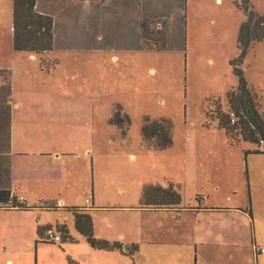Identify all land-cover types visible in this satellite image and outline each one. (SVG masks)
Masks as SVG:
<instances>
[{
	"label": "rangeland",
	"instance_id": "obj_1",
	"mask_svg": "<svg viewBox=\"0 0 264 264\" xmlns=\"http://www.w3.org/2000/svg\"><path fill=\"white\" fill-rule=\"evenodd\" d=\"M57 1L50 10L54 48L17 75L13 136L44 139L47 147L71 153L53 168L60 178L52 186L63 206L90 208L85 199L94 197V208L117 211H92L93 224L107 222L118 232L131 224H164L180 235L176 264H264V155L251 153L256 147L249 142L231 145L214 115L217 104L229 111L226 94L237 85L231 63L240 54L244 10L233 0H146L158 18L147 22L144 44L115 36L121 7L143 0H110L105 7ZM6 2L0 4V37L11 29ZM249 2L264 15V0ZM42 59L58 65L37 73ZM238 69L264 109V42L249 46ZM115 104L127 116L126 126L110 123ZM145 117L171 123V147H141ZM146 185L154 199L179 196L178 218L137 210ZM53 216L78 236L69 214ZM134 245L131 258L122 254L129 264H158L151 262L154 247ZM58 246L41 249L44 262L66 260Z\"/></svg>",
	"mask_w": 264,
	"mask_h": 264
},
{
	"label": "crops",
	"instance_id": "obj_2",
	"mask_svg": "<svg viewBox=\"0 0 264 264\" xmlns=\"http://www.w3.org/2000/svg\"><path fill=\"white\" fill-rule=\"evenodd\" d=\"M6 1L7 0H0V4L5 5L7 4ZM82 1L86 6L96 3L105 7L109 4L110 0ZM57 2V0H35V10L39 14H45L52 17L50 10L53 3ZM130 2L133 3V0H130ZM145 2L146 0H143L141 1V4H139V2L136 1V7H132V5H123L121 7L124 15H121L119 23L121 28L119 32L115 34L118 39L123 41L128 39H139V41L142 42L141 21L147 23L158 18L157 14H155L156 12L150 10L149 7L145 5ZM9 4L11 5L12 18V0H9ZM127 13L129 14L126 15ZM8 33V36L6 34L4 37H0V71L7 72L11 81V94L10 97L7 98L5 95L6 91L3 88V82L0 79V187L8 186L11 194L29 209L16 210L0 208V264H48L44 262V251L41 249L50 245L41 241V238L47 227L65 225L58 223L53 214L61 210L66 212L65 208H68L63 206L64 202L61 201V192L54 191L55 189L52 186L57 178H60L58 177L59 175L55 174L53 168L59 166L61 159L71 153L68 151L63 153L47 147L44 139L38 140L32 136H13L15 112L19 109V104H17L15 109L12 101L14 100L13 97L18 83L17 75L21 71V68L24 69L26 65L33 68L38 55L25 51L13 50L12 19L11 29H9ZM54 40L53 46L55 42ZM32 68L31 70L33 71ZM38 69L39 72L37 73H44L40 70V63ZM8 120H10V136H3V133H5L3 130H5ZM85 151L90 153L89 149H86ZM93 198L94 197H91L89 199L90 203H88V205H91L90 208L83 207L80 209L88 210L90 215L92 211H97L99 209L107 212L117 211L108 208H94ZM86 200L88 199H85V204H87ZM48 205L54 206L55 209H49ZM58 205H62V207H58ZM123 210L124 208L121 209V211ZM137 210L141 213H173L177 215V218L179 214H181L179 206L177 209L174 207H161L156 209L139 207ZM125 225L126 224H124V226ZM133 226L134 225L131 224V226H128L125 231L118 232L117 228H114L107 222H103L100 227L99 225L97 226L96 224H93V235L98 239L109 242H118L123 246L131 244L152 246L154 247L150 250L152 263H179L180 251L176 248V245L179 244L180 240L179 234L166 231L164 224L157 227L141 225L142 227L140 226V228H133ZM65 227L69 236L73 238L76 244L80 245V248L78 250L72 249V247L69 246V242L64 243L66 244L65 246H63L64 244H60L58 250L63 254H67L66 260L61 258V264L130 263L118 251L106 252L91 249L87 244H83V237L75 230L73 231H75V233L82 239L78 236V238L74 236L71 233V228L69 226L65 225ZM38 231L41 232V235H38ZM257 250L258 249L256 248V251ZM152 252L155 253L154 256L152 255Z\"/></svg>",
	"mask_w": 264,
	"mask_h": 264
},
{
	"label": "trees",
	"instance_id": "obj_3",
	"mask_svg": "<svg viewBox=\"0 0 264 264\" xmlns=\"http://www.w3.org/2000/svg\"><path fill=\"white\" fill-rule=\"evenodd\" d=\"M233 2L245 12V21L239 27L237 35V46L240 51L239 58L231 63L233 72L237 77V85L226 94L229 111L235 113L237 121L235 124H230L227 114L229 111L222 113L218 104L214 109V115L218 120V127L224 131L225 137L231 145L239 141L249 142L256 147L251 153L264 155V109L254 89L244 80L242 70L238 69V65L241 64L249 46L256 42H264V15L255 13L249 0H233ZM140 27L142 43L145 44L148 37L147 23L141 21ZM53 40V19L48 15L36 12L35 0H12V46L14 51H25L38 56H44L52 50ZM56 65L57 61L47 64L41 60L40 70L49 73L55 70ZM0 79L6 91L5 95L8 98L11 94L9 74L5 71H0ZM9 121L5 126V130H3L5 131L3 136H10ZM110 123L119 127H122V124L126 126V123H128V118L126 115L121 114V107L119 105L113 106V115ZM171 129L172 125L166 119L151 120L147 117L143 118L140 135L141 147L154 151L168 149L172 145ZM152 194L153 187L146 185L142 188L140 199V206L142 208L174 207L177 209L179 206L180 199L176 194H172L173 196L165 201L152 198ZM48 207L51 210L55 209L52 205H48ZM0 208L29 209L11 194L8 186L0 187ZM65 211L71 215L74 230L83 237L91 249L106 252L118 251L130 258L137 251V246L133 244L124 247L118 242H109L95 238L93 235L92 218L88 210L70 207L65 208ZM55 228L61 234L60 244L74 242L73 238L69 236L65 225H55ZM38 235H41L40 231H38ZM41 241H43V237ZM45 244L53 245L47 242Z\"/></svg>",
	"mask_w": 264,
	"mask_h": 264
},
{
	"label": "built area",
	"instance_id": "obj_4",
	"mask_svg": "<svg viewBox=\"0 0 264 264\" xmlns=\"http://www.w3.org/2000/svg\"><path fill=\"white\" fill-rule=\"evenodd\" d=\"M230 124H235L237 121L236 115L233 111H229L228 113ZM86 203H90L89 199L86 200ZM43 241L52 244H60L61 242V234L56 230L55 226H50L44 231ZM259 252V250H257ZM260 251L264 252V247L260 249Z\"/></svg>",
	"mask_w": 264,
	"mask_h": 264
}]
</instances>
